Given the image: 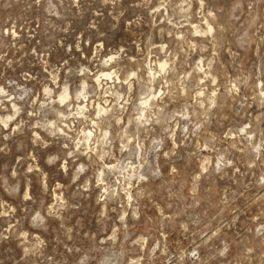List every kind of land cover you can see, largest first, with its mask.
<instances>
[{"label": "rangeland", "instance_id": "obj_1", "mask_svg": "<svg viewBox=\"0 0 264 264\" xmlns=\"http://www.w3.org/2000/svg\"><path fill=\"white\" fill-rule=\"evenodd\" d=\"M0 264H264V0H0Z\"/></svg>", "mask_w": 264, "mask_h": 264}]
</instances>
